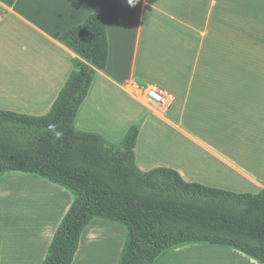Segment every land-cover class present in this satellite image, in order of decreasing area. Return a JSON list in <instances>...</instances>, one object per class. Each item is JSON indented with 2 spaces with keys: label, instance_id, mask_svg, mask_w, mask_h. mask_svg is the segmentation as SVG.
<instances>
[{
  "label": "crops",
  "instance_id": "0c3cea01",
  "mask_svg": "<svg viewBox=\"0 0 264 264\" xmlns=\"http://www.w3.org/2000/svg\"><path fill=\"white\" fill-rule=\"evenodd\" d=\"M92 13L106 25L107 65L95 74L75 128L120 143L141 121L134 150L141 172L163 167L211 188L263 190L264 0H0V110L48 113L75 57L58 37ZM140 87L166 92L168 108L144 98ZM112 95L138 109V122L111 118ZM146 126L164 127L166 136L148 137ZM45 189L50 206L25 232L0 239V264H42L72 202L61 189ZM126 236L120 224L92 220L72 264H118ZM187 244L227 264H261L231 247Z\"/></svg>",
  "mask_w": 264,
  "mask_h": 264
},
{
  "label": "trees",
  "instance_id": "16d2710c",
  "mask_svg": "<svg viewBox=\"0 0 264 264\" xmlns=\"http://www.w3.org/2000/svg\"><path fill=\"white\" fill-rule=\"evenodd\" d=\"M58 41L75 57L48 113L0 110V177L34 174L73 194L42 264H72L81 233L94 219L126 229L118 264H153L166 250L187 243L231 247L264 264V189L253 194L211 188L163 167L141 172L134 161L138 125L120 143L77 130L79 107L107 65L105 22L92 13ZM49 124L63 132L60 140Z\"/></svg>",
  "mask_w": 264,
  "mask_h": 264
},
{
  "label": "rangeland",
  "instance_id": "374dc122",
  "mask_svg": "<svg viewBox=\"0 0 264 264\" xmlns=\"http://www.w3.org/2000/svg\"><path fill=\"white\" fill-rule=\"evenodd\" d=\"M110 97L112 100L106 102V108L110 109L112 119L117 117L123 123L131 120L138 122V109L133 108L125 98L122 99L115 95ZM143 122L142 126L145 124ZM145 135L161 139L166 136V129L159 127L154 132L151 127L146 126ZM37 179H40L39 182L30 180L25 174L19 172H8L0 177V239L8 238V232L10 234L13 232L15 235L19 230L25 232L32 221H35L34 223L40 222L39 214L43 205L50 206V194L45 188L50 189L52 186L61 189V191L72 196L71 204L73 203L74 198L71 192L56 184L46 182L40 177H37ZM42 183H47L48 186L45 187ZM188 245L193 244H182V248L168 253L157 264H227L225 261L218 259L217 253H214L213 250L195 249L196 246Z\"/></svg>",
  "mask_w": 264,
  "mask_h": 264
},
{
  "label": "built area",
  "instance_id": "2783aa9c",
  "mask_svg": "<svg viewBox=\"0 0 264 264\" xmlns=\"http://www.w3.org/2000/svg\"><path fill=\"white\" fill-rule=\"evenodd\" d=\"M141 88V87H140ZM143 93H142V92ZM140 95L154 103L160 109L166 110L169 106V98L166 92L156 87H146L139 90Z\"/></svg>",
  "mask_w": 264,
  "mask_h": 264
},
{
  "label": "clouds",
  "instance_id": "9594fccd",
  "mask_svg": "<svg viewBox=\"0 0 264 264\" xmlns=\"http://www.w3.org/2000/svg\"><path fill=\"white\" fill-rule=\"evenodd\" d=\"M48 129L54 133V137L56 140H60L63 137L62 131H57V125L56 124H49Z\"/></svg>",
  "mask_w": 264,
  "mask_h": 264
}]
</instances>
